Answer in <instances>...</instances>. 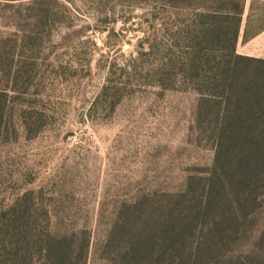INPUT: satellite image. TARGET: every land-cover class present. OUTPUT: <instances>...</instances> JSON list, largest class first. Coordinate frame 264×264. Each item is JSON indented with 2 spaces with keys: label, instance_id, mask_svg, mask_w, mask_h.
<instances>
[{
  "label": "trees",
  "instance_id": "trees-1",
  "mask_svg": "<svg viewBox=\"0 0 264 264\" xmlns=\"http://www.w3.org/2000/svg\"><path fill=\"white\" fill-rule=\"evenodd\" d=\"M65 1L0 0V18L11 22L0 25V144L16 132L14 112L32 136L45 122L39 106L12 97L38 75L44 33L70 9ZM159 1L172 5V90L196 96L195 139L213 147V158L180 189L118 205L109 259L264 264V59L235 51L243 0ZM35 198L26 191L0 209V264H87L90 232L55 226Z\"/></svg>",
  "mask_w": 264,
  "mask_h": 264
},
{
  "label": "rangeland",
  "instance_id": "rangeland-1",
  "mask_svg": "<svg viewBox=\"0 0 264 264\" xmlns=\"http://www.w3.org/2000/svg\"><path fill=\"white\" fill-rule=\"evenodd\" d=\"M64 3L44 33L38 75L26 95L13 93L45 122L32 136L14 112L16 132L0 144V209L32 191L55 226L90 232L87 264H113L106 237L117 206L182 188L213 147L195 139L196 96L172 90V5Z\"/></svg>",
  "mask_w": 264,
  "mask_h": 264
},
{
  "label": "crops",
  "instance_id": "crops-1",
  "mask_svg": "<svg viewBox=\"0 0 264 264\" xmlns=\"http://www.w3.org/2000/svg\"><path fill=\"white\" fill-rule=\"evenodd\" d=\"M235 51L264 59V0H243Z\"/></svg>",
  "mask_w": 264,
  "mask_h": 264
}]
</instances>
